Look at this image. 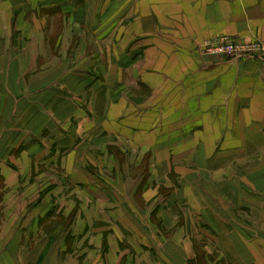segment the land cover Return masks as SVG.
<instances>
[{
    "label": "crops",
    "instance_id": "0c3cea01",
    "mask_svg": "<svg viewBox=\"0 0 264 264\" xmlns=\"http://www.w3.org/2000/svg\"><path fill=\"white\" fill-rule=\"evenodd\" d=\"M219 35L264 0H0V264H264V59Z\"/></svg>",
    "mask_w": 264,
    "mask_h": 264
},
{
    "label": "rangeland",
    "instance_id": "374dc122",
    "mask_svg": "<svg viewBox=\"0 0 264 264\" xmlns=\"http://www.w3.org/2000/svg\"><path fill=\"white\" fill-rule=\"evenodd\" d=\"M219 36H221V35H219ZM219 36H216V37H219ZM230 37H232V36H230ZM214 38L215 37H212L211 39H208L206 41L212 40ZM233 38H238V37H233ZM201 48H202V52L204 53L205 51L203 50V44L201 45ZM221 57L226 59V60H232L236 57H246V56L221 55ZM258 57H262L264 59V54L255 55V57L249 56L247 58L258 59ZM240 144L241 143H235L234 150H236V152L240 151L241 149H243V150L245 149V151H246L248 148L249 149L258 148L256 145H264L263 143H260V142H251V143H248L249 147L248 146L242 147ZM258 149L260 150V152H258V153H264V147L263 146H261ZM256 150H254L253 152L257 153V152H255ZM187 170H194V168H193V166H191V167L188 166ZM179 177H180V175L176 174L175 172L172 173V175H171L172 188H171L170 194H172V195L175 194L176 197H184V195H186V197L188 198L187 200L191 204V207H192V205L197 200L196 195H195V190H196L195 185L198 183V181L204 182V183H209L210 178L208 175H203V177H200V179L197 180L193 173L186 174L185 177L183 178L184 180H182V179L179 180ZM198 185H200V184H198ZM0 195H1V190H0ZM188 212L190 213L191 211H188ZM192 212L196 214L194 208L192 209ZM193 213H191V214H193ZM231 214H233V213H231ZM237 215L240 216L239 213ZM258 242H259L258 237H256V238L252 237V243H256V245H258Z\"/></svg>",
    "mask_w": 264,
    "mask_h": 264
},
{
    "label": "built area",
    "instance_id": "2783aa9c",
    "mask_svg": "<svg viewBox=\"0 0 264 264\" xmlns=\"http://www.w3.org/2000/svg\"><path fill=\"white\" fill-rule=\"evenodd\" d=\"M204 54L206 55H238L255 57L264 54V41L246 40L233 38L228 35H221L203 43Z\"/></svg>",
    "mask_w": 264,
    "mask_h": 264
}]
</instances>
